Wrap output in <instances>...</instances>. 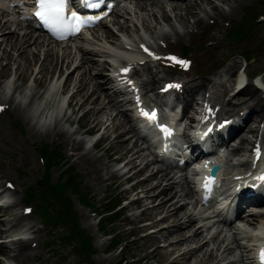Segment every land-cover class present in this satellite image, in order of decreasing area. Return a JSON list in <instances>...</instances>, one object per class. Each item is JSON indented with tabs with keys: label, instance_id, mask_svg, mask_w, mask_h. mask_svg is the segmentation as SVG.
<instances>
[{
	"label": "rangeland",
	"instance_id": "rangeland-1",
	"mask_svg": "<svg viewBox=\"0 0 264 264\" xmlns=\"http://www.w3.org/2000/svg\"><path fill=\"white\" fill-rule=\"evenodd\" d=\"M191 1H193V6H190V9L192 14H194L193 16L182 15L184 13L183 11L162 12L161 14L163 15V19L168 17L166 22H162V18L156 20L157 17H160V13L156 11L157 8H154L151 11L147 10V12H140L136 7L133 8L130 4H127V1H125L123 2V5L116 10L115 14L111 16L113 17L112 20L109 19L106 22L105 28L103 27L99 33L101 34L103 30H109L116 34L126 30H132L133 27L141 26L140 24H143L146 28L155 29L153 32L162 33L172 30L174 28L172 25H176L175 28H179L181 25L191 23V21L198 18L206 19L207 17H210L209 15H213L211 12L212 5H215L219 11L228 14L232 12L235 5H242L243 7H247L249 16L252 17V19L243 22L241 21L240 23H238L239 18L236 20V24L238 23L239 26L243 23L246 24L242 29V32L246 33L242 41L239 40L234 42L233 40L232 42H226L225 37L227 36V32L230 30L225 29L222 25V21L219 20V25H217L213 31L199 33L195 39H191V44L193 42L204 41L205 39H222V44L216 48L217 54L220 52L226 54L227 52L231 53L233 51L241 50L249 54V52L252 51L256 56L257 63L254 64L251 69H264V20L258 25H254L253 23V20L256 17H259L261 20L260 14L261 11H264V5L260 4V2H263L262 0H211L209 3L200 2V6L194 5L195 0ZM127 9L130 13H127ZM136 10L139 13H135L134 11ZM152 11L155 12L156 16L151 14ZM15 13V8L11 7L6 0L0 1V25L3 22H6V31L2 33L0 29V99L5 98L6 96H12L11 100L13 103L19 106V109L23 110L22 112L26 113L25 118L28 120L29 126L25 135H21L12 124L13 121H17L12 114H8L0 120V173L10 176L16 185V192H5L0 199V203L2 204V206H0V235L2 236V240H4V236L14 233L23 224V222L18 224L14 223V218L17 215L15 212L17 210V205L20 202H33L25 200V193L28 192V194H31L28 198L33 200L35 197H38L39 193L42 191L38 184L42 171L38 166L36 152L31 146V142L37 138L36 136L38 133H45L51 129L52 124H56L58 122L59 126L62 127L64 131L69 132L70 130H68V128L70 127L68 126V122L75 121L77 117H79L80 113H84L83 117L78 120L82 126H94V128L99 129V132H101V130L104 131L108 141L107 144L109 145L108 150L105 152L106 154L103 153L102 150L100 152L91 150V152L97 155V166L100 168V174L103 177L98 181L92 180L86 174L84 165L80 164V160L76 161L74 164L75 169L81 176L80 186L83 187L82 190L89 195L88 197L93 199V205L98 207L99 210L102 209V200L107 195H111L113 191H120L121 197L129 196V191L126 189L128 185H123V179L130 172H126L125 169L116 165L114 159L130 160L129 165L132 166V171H135V167L140 164L142 158H144V156L146 157V152L140 150V152L138 151L136 155H133L138 156V158L132 159V150L141 148V143L143 142L138 140L136 135L133 136V133L128 131L129 126L125 121L119 117L113 118L115 111H110L109 106H107L105 110L103 108L98 112L96 109L99 107V104L96 106L94 104L92 105L90 99H86V101L81 104V107L77 106L85 99L84 95L87 91L76 87V79L82 72H79V74L75 73L71 79L67 78L64 85L61 87L62 90H69V92L73 94L69 100L71 102L75 100L76 103L75 105L71 104L70 109H76L77 112L74 116L69 117L63 125L59 122L61 115L66 113L68 114L70 109H67L66 107L58 109L57 102L59 95L55 93L56 100L54 101V94L51 93L52 95L49 96L50 92L48 93V91H46V87L48 78L52 77V73L56 72L58 69V63L55 61L54 56H57L59 60L61 57L56 54V49H49V51H47L44 47L40 48V46L38 47V45H33L32 43H30L24 50L23 53L26 52L25 56L17 55L19 52L10 48V46L4 41L8 32L14 31L18 36L23 35V30L19 28L20 25L16 21ZM115 21L121 23L118 29ZM171 21L172 25H170ZM121 25L124 27L122 28ZM140 32L143 33L142 31ZM143 34L147 38H151L148 32ZM90 43L92 44V47L98 48L99 50L107 49L103 41L96 42L94 40H90ZM66 52H68V50L65 51V53ZM33 53L36 54L35 57H33ZM69 58H72V56L70 55ZM234 60L240 64L239 59ZM36 62H39V65H37ZM64 69H68V66L66 67L63 65L62 70ZM15 73L17 74V77ZM94 81L96 80H92L90 76L85 77V82H88L90 87H92ZM55 85H57V90H60V87L58 86L59 83H55ZM100 93L102 94L101 91ZM101 100L103 102V96H101ZM43 111H46L47 115H45V112ZM58 114L60 115L58 116ZM55 115H57V117ZM52 117L53 120H51ZM112 120L114 121L113 124L110 123ZM117 123L120 127L116 126ZM103 125H105L104 129H102ZM121 131L124 133L117 136ZM131 136H133L132 139ZM128 137L130 139L126 141L125 139ZM37 139L39 140V138ZM134 140H137V142H133ZM102 148L106 149L105 144ZM63 154L68 164L73 163L71 162V157L68 156L66 152H63ZM89 158L90 157H86V160ZM63 169L64 166L62 165H55L51 169L50 178L52 182L57 180V173L60 171L61 175V171ZM150 171L151 168L144 171V174L141 176H139L140 173L137 175L135 174L136 177L139 176L137 179L141 180L138 184L139 187L148 188L150 186H154L157 179L161 181L160 176H157V179H144L143 177L145 174ZM111 174L114 175L110 176ZM161 186L155 187L154 190H159ZM175 190H177L178 194H180V190ZM160 196L163 195L161 194ZM168 197H170V194ZM175 199H178V205L183 202L181 197H176ZM158 200L159 198L156 200L146 199L144 201L147 205H153L156 204ZM71 201L73 203V212L75 210L78 213V221L76 220L75 222L76 228L81 230L85 236L89 235L93 237L94 247H92V249L95 248V253L92 255V260L96 264L110 263V261L105 260V255L102 253L99 254L103 246H106L109 241L106 240V236H98V225L96 224L97 216H91L89 208L81 207L75 194L71 196ZM64 205H66V203L59 200V204L55 202L51 205V208L54 213L57 211H60L61 213V207H64ZM184 208L185 206H183L182 209L186 210ZM188 212L189 209L187 210V213ZM163 213H165V211L162 212V209L160 208H149L144 211L143 216L156 222L161 215H164ZM128 214L131 215L129 216ZM187 216L181 219H174L173 216L170 218L167 217L168 220L165 221L163 225L159 223L160 226H157V223L156 226H154L155 224L153 223L152 230L154 227H164L162 231H148L134 234V236L130 239L134 240V243L127 246L129 249L127 248L123 252V255L131 261V263L128 264H137L132 262V257H134V259L138 257L142 260V257L149 258L152 256L155 258L154 260L159 262V264H202V261H204V264H211L214 262L213 256L216 254V247L213 250L210 243L206 244L204 242L206 240L205 236L208 233L205 231L198 234V236L193 235L197 225H200L203 222L196 220L193 222V228L190 229L187 224ZM86 217L89 219L86 220ZM126 217L128 222L132 221V218L139 220L137 211L128 210ZM120 221L121 219H117L115 222L107 224L105 230L108 233L111 232V229H116V234L119 235L120 239L126 241L128 232L121 230L122 225ZM132 223L134 226H137L135 222L132 221ZM175 224L179 225V229H174ZM165 226L168 228L166 229ZM70 227H72V224L71 220L68 218L64 219L63 223L58 222V227L56 229H53V227L50 226L49 221L47 227L44 228L43 225L37 227L39 237L38 241L40 243L43 236L47 239V229L49 230V233L52 234L60 231V235L70 236L72 234ZM177 233L181 234L184 238L183 241L178 243L174 241L176 238H179L176 235ZM165 242L169 243V245L166 248L161 249L159 246ZM202 243H205L206 245L204 244L202 248L198 249V246ZM57 244L61 245V240H59ZM81 244L84 245L82 241ZM1 246L6 251L0 252V264H17V260L22 259L25 256L27 257L23 259L30 258L31 264H90L86 248L84 249L85 255L79 254L80 256H78L76 253H73L71 246L62 250L57 256H51V254L46 252V248L38 253L28 248L22 254L18 255L17 252L13 251H16V244L14 242L7 241ZM150 247H155L156 249L150 253ZM180 250H190V256L187 258L179 256L178 258L173 259L172 257ZM29 253H36L38 255L28 257ZM210 253L212 254L211 256L209 255ZM147 263L150 264L152 261L149 260Z\"/></svg>",
	"mask_w": 264,
	"mask_h": 264
},
{
	"label": "bare ground",
	"instance_id": "bare-ground-1",
	"mask_svg": "<svg viewBox=\"0 0 264 264\" xmlns=\"http://www.w3.org/2000/svg\"><path fill=\"white\" fill-rule=\"evenodd\" d=\"M201 2H207V3H209V2H211V0H200ZM148 7H150L149 9L151 10V9H153L154 7H158V8H160L161 9V7H162V5H160L158 2H156V1H151V2H149V3H142V4H140L139 5V8L141 9V10H146ZM212 7V14L214 15V18H216V19H220V20H223L224 18H225V13H223V12H221V11H219L217 8H216V6L215 5H212L211 6ZM152 14H154V13H152ZM0 28L1 29H4L5 28V23H3V24H1L0 25ZM31 39H32V35L31 34H24L22 37H19L15 32H11V33H7V35L5 36V43L6 44H8L11 48H13V49H17L18 51H20V55L21 56H25V54H26V52L25 53H23L24 52V50L26 49V46H27V44L31 41ZM38 41H36L35 39H33V41H32V43L33 44H35V45H38V43H37ZM36 56V54L35 53H33V57H35ZM66 58H68V56L66 55ZM81 65V64H80ZM79 65V66H80ZM234 67H236V63L234 62V63H232V65L230 66V70H233V68ZM77 69V68H76ZM86 75H87V73L86 72H84V73H82L81 74V79L79 80V82H80V87L82 86V80H84L85 79V77H86ZM69 76H70V73H69ZM245 91H247L248 93H252L253 91H254V88L252 87V86H249V87H247L246 89H245ZM94 90H91L90 92H88L87 94H86V98L85 99H89V98H91V103L92 104H94V105H96V104H98V97H94L93 95H94ZM93 96V97H92ZM252 102L253 103H258V102H260V100L258 99V98H255V99H253L252 100ZM83 103V102H82ZM81 103V104H82ZM101 110V108L100 107H98L97 109H96V111H100ZM117 127H120V126H117ZM124 132L123 131H121L117 136H120V134H123ZM53 136H55V137H58V138H60V137H63V133H62V131H55L54 133H53ZM243 140H245V138H242ZM126 141L127 140H129V138H126L125 139ZM138 151H135V153H137ZM80 162H81V164H83L84 163V156H82L81 158H80ZM95 165V164H94ZM146 166V164L143 166V167H145ZM85 167V171H86V174L89 176V178H91L92 180H96V181H98V180H100L101 179V175H99V172L97 171V168L96 167H94L93 168V165L92 166H84ZM157 172H151L150 174H148L147 176H146V179H157ZM163 176H167L166 174H162ZM161 178V177H160ZM169 179H171V178H168V180ZM173 181H169V183L166 185V186H164V187H162L158 192H156L155 193V191H154V188L155 187H159L160 186V184H161V181L160 180H156V183H155V185L154 186H151L147 191H148V194H149V196L148 197H150V198H152V197H159L161 194L163 195V196H161L160 197V199H159V201H158V203L154 206V207H156V208H160V209H162V211H165V214H164V216L161 218V220L162 219H164V218H167L168 216H173V218L174 219H176V218H178V217H180V214L178 213V209L181 207V206H177L176 205V203L174 202H171L170 200H171V198H166V196L167 195H169V194H171V192H172V185H173ZM173 188H174V185H173ZM152 192V193H151ZM183 215H186V213L184 212L183 213ZM189 222H191V220H189ZM177 227V228H176ZM174 229L175 230H177L178 228H179V226H176ZM197 232L198 231H195V233H194V235H197ZM220 234V233H219ZM234 235H236V233H233ZM178 237H179V239L177 240V242H179V241H182L184 238L181 236V234H179V233H177L176 234ZM212 237V236H211ZM234 237V236H233ZM232 236H231V238H229V239H226V237L223 239V241H229L230 239L231 240H233L231 243H227V247H229V246H231V245H233V244H236L237 243V239L236 238H233ZM215 241V240H214ZM213 241V242H214ZM215 243H213V245H214ZM201 246H203V244L201 245ZM215 246V245H214ZM25 248H26V242H24V241H18L17 242V245H16V249L18 250V253L17 254H22L23 252H24V250H25ZM201 247L200 246H198V249H200ZM228 250V249H227ZM0 251H3V248H1V246H0ZM228 252H229V250H228ZM228 252H227V254H228ZM188 252H185V253H183L182 254V257H184V258H187L188 257ZM210 256H211V253L209 254ZM221 256H223V255H221ZM230 261H233V260H230ZM202 264H204V261H202ZM229 264V263H228ZM230 264H234V261L233 262H230Z\"/></svg>",
	"mask_w": 264,
	"mask_h": 264
},
{
	"label": "snow or ice",
	"instance_id": "snow-or-ice-1",
	"mask_svg": "<svg viewBox=\"0 0 264 264\" xmlns=\"http://www.w3.org/2000/svg\"><path fill=\"white\" fill-rule=\"evenodd\" d=\"M103 0H82V4L86 8H99ZM69 0H35L36 12L35 16L38 18L44 25H46L49 30L57 35L59 38H63L66 33H76L79 32L84 26L94 23L96 20H99L100 17H84L79 15L77 12L72 11L70 14L67 13ZM148 52V49H144ZM149 55H153L149 53ZM175 60V58H169ZM177 63L186 64V62L176 61ZM130 69L124 68L121 71L126 74ZM126 83L131 84V81H126ZM179 87V85H168L167 88ZM166 90V89H165ZM137 102L139 103V97H137ZM141 116L153 126L159 127V131L167 139L173 135L172 131L165 125H158V116L155 109L147 111L144 108H140ZM257 156H259V150H257ZM264 179V177H260ZM211 183L209 180L205 184V187H208V184ZM261 260L264 261V252L261 253Z\"/></svg>",
	"mask_w": 264,
	"mask_h": 264
},
{
	"label": "trees",
	"instance_id": "trees-1",
	"mask_svg": "<svg viewBox=\"0 0 264 264\" xmlns=\"http://www.w3.org/2000/svg\"><path fill=\"white\" fill-rule=\"evenodd\" d=\"M69 182L72 183L74 186H76L77 184L75 178L72 175L69 177Z\"/></svg>",
	"mask_w": 264,
	"mask_h": 264
}]
</instances>
